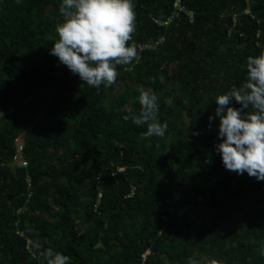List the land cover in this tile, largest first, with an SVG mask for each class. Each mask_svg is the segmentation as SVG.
Segmentation results:
<instances>
[{"label": "trees", "instance_id": "16d2710c", "mask_svg": "<svg viewBox=\"0 0 264 264\" xmlns=\"http://www.w3.org/2000/svg\"><path fill=\"white\" fill-rule=\"evenodd\" d=\"M175 2L133 0L138 56L97 89L50 54L62 0H0V264H47L49 247L70 264H264V181L225 169L215 116L264 51V0H180L192 17ZM138 86L163 137L123 119Z\"/></svg>", "mask_w": 264, "mask_h": 264}, {"label": "clouds", "instance_id": "9594fccd", "mask_svg": "<svg viewBox=\"0 0 264 264\" xmlns=\"http://www.w3.org/2000/svg\"><path fill=\"white\" fill-rule=\"evenodd\" d=\"M134 7L133 0H62L59 12L63 22L55 27L58 39L50 54L88 86L111 87L119 75L117 66L129 65L138 56L136 46L128 43L136 31ZM183 11L190 16V11ZM251 12L248 6L243 13L251 15ZM246 73L240 87L233 86L215 98L221 140L216 152L226 170L247 172L250 177L264 181V51L247 58ZM136 91L140 112L123 119H131L138 127L146 125L145 137H163L168 125L158 120L157 95L143 86ZM233 101L241 107L230 106ZM164 103L171 106L173 100L165 98ZM250 107L253 111H245ZM212 119L210 116L209 120ZM36 247L39 249L40 245ZM42 255L47 264H70L68 256L51 247Z\"/></svg>", "mask_w": 264, "mask_h": 264}, {"label": "built area", "instance_id": "2783aa9c", "mask_svg": "<svg viewBox=\"0 0 264 264\" xmlns=\"http://www.w3.org/2000/svg\"><path fill=\"white\" fill-rule=\"evenodd\" d=\"M175 7L180 11L185 10V7L181 4L180 1L175 3ZM192 16L193 14L190 12V17ZM16 145H17L16 154L14 155L13 161L9 166H12L13 168H16V166H26L28 161L24 158V152H23L24 146L20 138L16 140Z\"/></svg>", "mask_w": 264, "mask_h": 264}, {"label": "rangeland", "instance_id": "374dc122", "mask_svg": "<svg viewBox=\"0 0 264 264\" xmlns=\"http://www.w3.org/2000/svg\"><path fill=\"white\" fill-rule=\"evenodd\" d=\"M118 90H119V89L117 88V90H116V91H118ZM116 91H115V92H116Z\"/></svg>", "mask_w": 264, "mask_h": 264}]
</instances>
